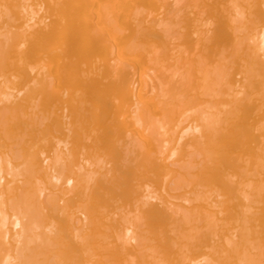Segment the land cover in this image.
<instances>
[{"label": "bare ground", "instance_id": "1", "mask_svg": "<svg viewBox=\"0 0 264 264\" xmlns=\"http://www.w3.org/2000/svg\"><path fill=\"white\" fill-rule=\"evenodd\" d=\"M0 264H264V0H0Z\"/></svg>", "mask_w": 264, "mask_h": 264}]
</instances>
